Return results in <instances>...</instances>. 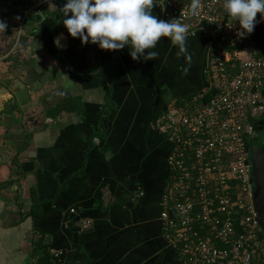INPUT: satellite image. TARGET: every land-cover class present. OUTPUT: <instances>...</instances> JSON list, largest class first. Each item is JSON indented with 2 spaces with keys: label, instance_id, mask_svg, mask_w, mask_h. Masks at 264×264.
<instances>
[{
  "label": "crops",
  "instance_id": "0c3cea01",
  "mask_svg": "<svg viewBox=\"0 0 264 264\" xmlns=\"http://www.w3.org/2000/svg\"><path fill=\"white\" fill-rule=\"evenodd\" d=\"M65 3L29 15L19 44L24 54H13L14 32L5 29L0 264H182L159 218L171 141L153 120L206 87V42L187 37V52L178 55L161 37L148 50L158 52L154 60H133L127 46L106 50L72 37L63 24ZM152 14L158 19L153 7ZM255 20L264 55L259 12ZM69 95L80 97L82 111L52 116ZM255 117L264 145V112Z\"/></svg>",
  "mask_w": 264,
  "mask_h": 264
},
{
  "label": "built area",
  "instance_id": "2783aa9c",
  "mask_svg": "<svg viewBox=\"0 0 264 264\" xmlns=\"http://www.w3.org/2000/svg\"><path fill=\"white\" fill-rule=\"evenodd\" d=\"M54 1L0 0V21L19 19L13 49L29 15ZM223 3L153 4L158 20L181 23L186 37L202 36L208 54L206 87L190 100L167 105L154 120L171 141L159 218L182 264H264L248 157V140L255 134L250 118L264 112V55L252 32L239 35L243 30Z\"/></svg>",
  "mask_w": 264,
  "mask_h": 264
},
{
  "label": "clouds",
  "instance_id": "9594fccd",
  "mask_svg": "<svg viewBox=\"0 0 264 264\" xmlns=\"http://www.w3.org/2000/svg\"><path fill=\"white\" fill-rule=\"evenodd\" d=\"M154 2L157 0H66L61 9L63 24L82 44L93 43L106 50L127 46L133 60H154L158 52L148 50L161 37H168L178 47V55L187 52L186 27L174 20H158L152 14ZM223 8L232 21L239 22L241 36L254 30L258 12L264 20V0H224ZM6 27L0 21V30ZM55 42L59 45V39Z\"/></svg>",
  "mask_w": 264,
  "mask_h": 264
},
{
  "label": "water",
  "instance_id": "95a60500",
  "mask_svg": "<svg viewBox=\"0 0 264 264\" xmlns=\"http://www.w3.org/2000/svg\"><path fill=\"white\" fill-rule=\"evenodd\" d=\"M253 182V205L257 220L264 231V145L259 141L249 147Z\"/></svg>",
  "mask_w": 264,
  "mask_h": 264
},
{
  "label": "trees",
  "instance_id": "16d2710c",
  "mask_svg": "<svg viewBox=\"0 0 264 264\" xmlns=\"http://www.w3.org/2000/svg\"><path fill=\"white\" fill-rule=\"evenodd\" d=\"M3 1H10L12 3H26L27 2V0H3ZM252 34H253V32H252ZM21 41H22V38L20 36V43H21ZM109 95H110V89H109V86L107 85L106 90H105V98H106V103L107 104L109 103V101L107 100V97ZM192 96H194V94H189V95L183 96V97L177 99V101L175 103L176 104H181L183 102V100H190V98ZM82 109L83 108H82V102H81L80 97L73 96V95H69V96H66V97L62 98L59 101V103L54 108H52L49 111V113L52 116H56V115H59L62 111H65V112H68V113H79V112L82 111ZM109 111H110V108L109 107L105 108V112H104V115H103V119L104 120L107 119V116H108ZM257 120L258 119L256 117L250 118V122L253 125L256 124ZM256 127H257V125H256ZM257 141H259L261 144H263V141H261V138H260L259 134L256 131V134L254 136H252L248 140V144L250 146L251 144H254ZM46 256H48L47 252H46ZM46 264H50V263L49 262H46Z\"/></svg>",
  "mask_w": 264,
  "mask_h": 264
},
{
  "label": "rangeland",
  "instance_id": "374dc122",
  "mask_svg": "<svg viewBox=\"0 0 264 264\" xmlns=\"http://www.w3.org/2000/svg\"><path fill=\"white\" fill-rule=\"evenodd\" d=\"M7 25V24H6ZM23 26H24V24L22 25V27L20 28V29H22V31H21V34H23L22 32H23ZM6 29H10V30H12L13 32H14V34H13V36H12V44L14 43V41H15V38L17 37V32H18V30H19V19L18 18H16V20L15 19H13L12 20V22L11 21H9V24L7 25V27H6ZM5 31H2V30H0V53L2 54L3 53V51L8 47L7 46V44H8V38L7 37H5ZM21 38H22V35H21ZM12 47H13V45H12ZM11 47V50L13 51V54L14 53H17V54H20V52L21 53H23L24 54V52H23V49L22 48H20V47H15V49H13ZM9 49V48H8ZM15 50V51H14ZM202 90H203V88H202ZM199 91H201V90H199ZM162 196V195H161ZM161 199V198H160ZM173 247V246H172ZM50 252L52 253V255L54 256V254H58V253H55V252H53V250L52 249H50ZM50 261L53 263V259L51 260L50 259Z\"/></svg>",
  "mask_w": 264,
  "mask_h": 264
},
{
  "label": "flooded vegetation",
  "instance_id": "af4514ba",
  "mask_svg": "<svg viewBox=\"0 0 264 264\" xmlns=\"http://www.w3.org/2000/svg\"><path fill=\"white\" fill-rule=\"evenodd\" d=\"M155 120V118H154ZM154 120H153V124H154ZM255 135V134H254ZM250 147V146H249ZM250 152H249V149H248V157H249V160H250V156H249ZM167 168V167H166ZM251 174H252V171H251ZM253 183V182H252ZM160 201V200H159Z\"/></svg>",
  "mask_w": 264,
  "mask_h": 264
}]
</instances>
